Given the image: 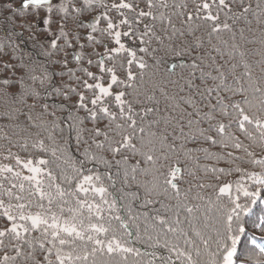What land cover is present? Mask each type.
<instances>
[{
    "label": "snow or ice",
    "instance_id": "6c2138e0",
    "mask_svg": "<svg viewBox=\"0 0 264 264\" xmlns=\"http://www.w3.org/2000/svg\"><path fill=\"white\" fill-rule=\"evenodd\" d=\"M179 155L204 174L183 192ZM161 195L174 218L141 224ZM258 204L264 0H0V264H264Z\"/></svg>",
    "mask_w": 264,
    "mask_h": 264
},
{
    "label": "trees",
    "instance_id": "16d2710c",
    "mask_svg": "<svg viewBox=\"0 0 264 264\" xmlns=\"http://www.w3.org/2000/svg\"><path fill=\"white\" fill-rule=\"evenodd\" d=\"M241 26H243V22H241ZM225 39H227V34H225ZM161 56H163V53H161ZM164 59H165V62L159 66V72L157 73L156 79L159 80L161 78V75L168 76L169 74L166 69L170 68L173 63L177 64V67L173 70L174 74L171 75V79L179 78L183 71L179 67L180 63L183 61V58L169 55L165 57ZM254 59H258V57ZM149 63L151 64L152 61L149 60ZM240 70L241 69H238V71ZM184 74L186 75V72H184ZM146 79H148V77H146ZM239 98L240 97H236V99H239ZM187 147L191 149L194 147V145L188 144ZM170 155H171L170 162L174 163L175 160L177 159V155H174V154H170ZM179 159H180L181 172L178 173V176H182L183 178L182 182L180 183V187L183 192V190L189 188L192 185H195L197 181L201 177L204 176V174L201 171H197V167L194 161L190 159L186 160L183 155H179ZM161 163H163V161H161ZM203 163H213V162L201 160V164ZM219 166L226 167L227 165L224 162H221ZM189 171H191L194 175H189ZM194 176H195V179H194ZM148 179H151V177H148ZM223 179L231 180V179H234V177H224ZM203 182L204 183H216L210 177L205 178ZM197 193H199L201 196H204V199L203 200L196 199L195 197ZM142 195H143V190L141 189V196ZM190 195L192 198L190 199V201H188V203H190V205H193V206L195 205L199 206V210L195 213V216L197 217V219H194L193 223L197 227L204 229V232L206 234H209V235L214 234L211 227L204 228L205 222H207L210 226L215 223V220H214L215 211H214V206L211 203L212 200H215L214 190L212 188L200 190L198 188L193 187V191ZM156 201H157L156 203H154L153 205H150L147 209L140 206L142 201H137L135 204L132 205L133 212L141 216V221H140L141 224H143V220H144L143 214L145 212L149 216H152V215H156L157 210H158L160 215L167 216L170 219L174 218L175 209L173 206L176 205L177 203L176 200L170 199L168 196L161 195V196L156 197ZM121 215L127 218L129 214L126 210H122ZM258 217H264V204H258L254 206L252 213L246 218L248 221V224L251 225L253 221H255ZM180 219L181 220L185 219V213L183 212V210L180 211ZM189 219H192V218L190 217ZM182 227H184L185 230H188L190 225L187 223H184ZM129 230L134 233L132 237L128 238L129 242L133 246L139 248L141 252L145 253L146 255L149 253L155 252L157 256L163 255L167 257L168 253L165 249L149 246L148 243L143 242V240L145 239L143 237L138 240L137 237L135 236V232H136L135 225H133Z\"/></svg>",
    "mask_w": 264,
    "mask_h": 264
}]
</instances>
